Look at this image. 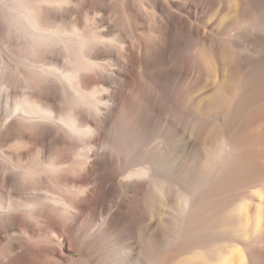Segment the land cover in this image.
I'll return each instance as SVG.
<instances>
[{
  "label": "bare ground",
  "instance_id": "1",
  "mask_svg": "<svg viewBox=\"0 0 264 264\" xmlns=\"http://www.w3.org/2000/svg\"><path fill=\"white\" fill-rule=\"evenodd\" d=\"M262 10L0 0V264H264V136L225 126Z\"/></svg>",
  "mask_w": 264,
  "mask_h": 264
},
{
  "label": "rangeland",
  "instance_id": "2",
  "mask_svg": "<svg viewBox=\"0 0 264 264\" xmlns=\"http://www.w3.org/2000/svg\"><path fill=\"white\" fill-rule=\"evenodd\" d=\"M226 11L229 12L228 10H226ZM263 11L264 10H262L261 13L256 12L254 14V16H253V21H252V22H254L253 24H255V26L260 28V29L264 28V12ZM241 72L240 73L238 72L239 74H237V76L238 75L240 77L242 76L241 79H240V77H239V79L241 81L244 80V82L241 83L242 87H243L242 95L239 94L240 96L237 97V100L232 102V104L230 105L231 106L230 107V115H229L228 119L225 121V126L227 127V130L229 129V131L232 134V136H234L236 138H239V139H244L246 136L257 135V134H260V135L264 136V134H262L264 132V129H261V131H262V133H261L260 130L255 129L251 125V120H249V119H252L254 115L257 116L259 114L260 115L263 114L261 112L264 111V106H263L264 105V84L263 85L260 84V83H264V67H261L259 69H255V70L253 69L250 72L246 71L247 74H246V72H244L242 70H241ZM257 73L259 75H257ZM259 76H261V77H259ZM213 79H214V77H212V80ZM239 79H237V81ZM247 84H248V86H246ZM251 84H253V85H251ZM258 84H259V86H258ZM254 85H255V87H253ZM216 107H217L216 109L219 112H221V114H224V112H223L224 110L222 108H220V106H216ZM242 107H244V108H242ZM251 108H252L253 111L251 110ZM249 110L252 111V112L249 113ZM243 111L246 112V113L248 112V113L246 114ZM248 117H250V118L248 119ZM245 120H246V122H245ZM198 121H199L198 122L199 125H201V124L204 125L205 123H206V125L210 124L209 123V119H200ZM248 121H249V123H248ZM245 176H243L241 178L240 182H242V180L245 178ZM201 183H203V182L200 181L199 184H196L197 187H201V185H202ZM229 183L231 184L232 182L229 181ZM237 183H238V185H236L235 188L231 187L230 189H232L234 191V189L238 188L239 187V182H237ZM220 190H222V188ZM232 190L230 192L233 193ZM217 192L219 193V190H217ZM226 199L227 198H225L224 200H226ZM156 253L159 254V252H156ZM156 253H155V255H157ZM155 257L158 258L159 256H155Z\"/></svg>",
  "mask_w": 264,
  "mask_h": 264
},
{
  "label": "clouds",
  "instance_id": "3",
  "mask_svg": "<svg viewBox=\"0 0 264 264\" xmlns=\"http://www.w3.org/2000/svg\"><path fill=\"white\" fill-rule=\"evenodd\" d=\"M75 243L79 247L87 245L89 248L91 241H76ZM100 255L102 257V264H122L124 258V254L118 250H114L112 252H101Z\"/></svg>",
  "mask_w": 264,
  "mask_h": 264
}]
</instances>
